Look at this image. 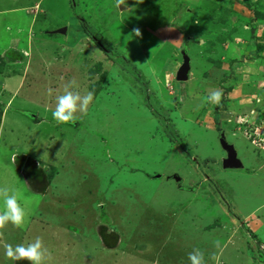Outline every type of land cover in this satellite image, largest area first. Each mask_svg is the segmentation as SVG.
Returning a JSON list of instances; mask_svg holds the SVG:
<instances>
[{
	"label": "rangeland",
	"instance_id": "1",
	"mask_svg": "<svg viewBox=\"0 0 264 264\" xmlns=\"http://www.w3.org/2000/svg\"><path fill=\"white\" fill-rule=\"evenodd\" d=\"M34 1L0 0V191L25 212L0 264L37 238L41 264H264V0ZM66 91L93 99L64 123Z\"/></svg>",
	"mask_w": 264,
	"mask_h": 264
},
{
	"label": "clouds",
	"instance_id": "2",
	"mask_svg": "<svg viewBox=\"0 0 264 264\" xmlns=\"http://www.w3.org/2000/svg\"><path fill=\"white\" fill-rule=\"evenodd\" d=\"M125 2L126 0H118V4H124ZM136 34L137 36L140 35L138 30ZM221 96L222 93L220 91H214L207 99L218 105ZM92 99L93 96L91 92L81 97L78 94H73L71 91H66L64 95L58 98L56 109L52 112V117L54 120L64 123L73 121L78 103L80 107L83 108L86 107ZM0 195L4 196L3 211L0 212V227H3L9 222L13 225L20 226L25 220V212L18 203L17 194L13 191L12 194L9 195L7 190H3L0 191ZM45 251L46 250L42 249L41 240L37 238L34 243L29 244L27 247L17 245L13 248L12 245H8L6 248V255L13 260L26 259L30 261L31 264H41ZM188 259L190 264H204V255L198 249L190 253Z\"/></svg>",
	"mask_w": 264,
	"mask_h": 264
},
{
	"label": "water",
	"instance_id": "3",
	"mask_svg": "<svg viewBox=\"0 0 264 264\" xmlns=\"http://www.w3.org/2000/svg\"><path fill=\"white\" fill-rule=\"evenodd\" d=\"M67 31V27H59L57 29L51 30L49 32L51 33H59V34H65ZM181 55V63L178 65L177 70L175 71V80L179 82H185L189 78L190 73V57L187 54V51L185 49H182L180 51ZM219 144L221 148L225 151L226 156L222 159L221 165L223 168H239L242 167L241 160L237 156V152L235 150V147L233 144L227 142L223 136L219 138ZM159 176V175H157ZM175 176V175H174ZM173 176V177H174ZM177 180L178 178L175 177Z\"/></svg>",
	"mask_w": 264,
	"mask_h": 264
},
{
	"label": "trees",
	"instance_id": "4",
	"mask_svg": "<svg viewBox=\"0 0 264 264\" xmlns=\"http://www.w3.org/2000/svg\"><path fill=\"white\" fill-rule=\"evenodd\" d=\"M125 4H127V3H125ZM82 18H83V16H82ZM83 21L85 22L86 20L85 19H83ZM81 28V27H80ZM85 30V29H84ZM91 31H93V30H91ZM92 37L94 38V39H96V37H94L93 35H92ZM97 39H99V40H101L100 38H99V36H97ZM186 48V47H185ZM185 48H183V49H185ZM215 119L217 120L218 118L217 117H215ZM223 135H221V137H222ZM179 142V144L180 145H178L180 148H181V145H182V147H183V149L184 150H188V153H189V149L187 148V146L185 145L186 143H184V142H182V141H178ZM221 147V146H220ZM175 149H177V147L175 146ZM223 150V149H222ZM224 151V150H223ZM225 152V151H224ZM191 156V155H190ZM226 155H225V153H224V155L222 156V159L225 157ZM197 156H195V159L196 160H198L197 158H196ZM222 159H221V161H222ZM195 160V161H196ZM221 161H220V163H221ZM223 168V167H222ZM240 168V167H239ZM223 169H233V168H223ZM213 185H214V183H213ZM214 187H215V185H214ZM212 190H213V188H212ZM231 201H229V203H230ZM229 205V204H228ZM227 205V206H228ZM230 206L231 205H229V211H230ZM224 210V209H223ZM225 211V210H224Z\"/></svg>",
	"mask_w": 264,
	"mask_h": 264
},
{
	"label": "crops",
	"instance_id": "5",
	"mask_svg": "<svg viewBox=\"0 0 264 264\" xmlns=\"http://www.w3.org/2000/svg\"><path fill=\"white\" fill-rule=\"evenodd\" d=\"M35 2H37V1L35 0V1H34V3H35ZM34 3H32V5H31V6H33V4H34ZM34 5H35V4H34ZM17 9H22V7H21V6H19V7H18V6H16V7H11V8L4 9V10H8V11H9V10H10V11L12 10V11H14V10H17Z\"/></svg>",
	"mask_w": 264,
	"mask_h": 264
},
{
	"label": "bare ground",
	"instance_id": "6",
	"mask_svg": "<svg viewBox=\"0 0 264 264\" xmlns=\"http://www.w3.org/2000/svg\"><path fill=\"white\" fill-rule=\"evenodd\" d=\"M29 1H31V0H29ZM34 1V0H33ZM197 21V20H196ZM164 60V59H163ZM161 64H162V61L161 62H159V65H158V69H160L161 68ZM258 78V77H257ZM240 80V79H239ZM238 82V81H237ZM7 86H9V85H7ZM12 87H14L13 85H12ZM11 87V88H12ZM240 87V86H239ZM238 87V88H239ZM9 88V87H8ZM238 88H237V90H238ZM241 89V88H240ZM207 95V94H206ZM194 119V118H193ZM75 147H77V145H75ZM78 149V148H77ZM66 253V252H65Z\"/></svg>",
	"mask_w": 264,
	"mask_h": 264
},
{
	"label": "flooded vegetation",
	"instance_id": "7",
	"mask_svg": "<svg viewBox=\"0 0 264 264\" xmlns=\"http://www.w3.org/2000/svg\"><path fill=\"white\" fill-rule=\"evenodd\" d=\"M225 153V152H224ZM225 155H226V153H225Z\"/></svg>",
	"mask_w": 264,
	"mask_h": 264
}]
</instances>
